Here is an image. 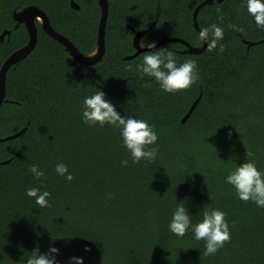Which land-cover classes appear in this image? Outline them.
<instances>
[{
    "label": "trees",
    "instance_id": "1",
    "mask_svg": "<svg viewBox=\"0 0 264 264\" xmlns=\"http://www.w3.org/2000/svg\"><path fill=\"white\" fill-rule=\"evenodd\" d=\"M75 1L81 10L73 9L71 0H0V36L12 33L4 43L0 38V71L29 42L14 11L32 6L91 55L98 45L101 8L98 0ZM204 1L109 0L107 51L94 66L76 62L37 21L38 45L9 71L0 107V139L28 128L0 143V163L10 161L0 165V264H17L36 248L43 254L50 242L59 249L58 264H69L72 256H82L84 264H264V208L239 200L224 179L245 159H254L264 171V28L247 13L245 0L204 6L199 26L223 25V50L218 44L189 54L180 43L152 49L168 48L178 64L197 62L198 79L173 93L137 74L143 53L126 60L136 53L128 26L140 32L157 23L145 43L179 38L202 45L193 14ZM244 41L257 44L249 48ZM95 88L122 116L154 127V161L133 163L117 129L82 122L83 99ZM123 159L127 166H121ZM61 162L72 181L56 174ZM33 164L44 170L42 179L30 173ZM34 186L50 192L49 207L40 208L25 195ZM175 199L186 201L194 224L203 210L224 211L231 239L215 255H203L204 241L195 240L190 230L178 235L169 229Z\"/></svg>",
    "mask_w": 264,
    "mask_h": 264
},
{
    "label": "clouds",
    "instance_id": "2",
    "mask_svg": "<svg viewBox=\"0 0 264 264\" xmlns=\"http://www.w3.org/2000/svg\"><path fill=\"white\" fill-rule=\"evenodd\" d=\"M245 6L256 26L264 28V0H245ZM224 34V26L213 22L199 29L198 39L206 42L209 49L215 48L219 44L220 50H223L224 45L220 43V40ZM141 41V48L150 49L143 53L142 61L136 64V72L141 79L145 76L153 78L159 88L166 93L186 89L198 79L199 70L195 60L188 59L178 64L173 51L168 48L152 50L156 48L155 42ZM95 89L94 93L83 99L82 122L90 127L108 125L117 129L123 146L133 163L154 161L158 152V135L154 127L147 120L134 116H122L116 106L106 98V94L100 89ZM127 164V159L121 160V166H127ZM29 171L36 179H42L45 176L44 170L36 164H33ZM55 172L68 182L73 180V175L65 163H57ZM224 179L225 183L235 190L239 200L251 201L257 208H264V171L257 167L254 159H245L239 165L236 164L228 171ZM25 195L34 200L40 208L49 207L51 195L49 191L34 186L26 188ZM192 217L186 201L177 202L175 199L168 227L178 235H184L190 230L195 240H203L205 245L203 255H215L231 239L224 211L218 208L203 210L202 219L195 224ZM55 240L52 239V241ZM84 251L87 252L88 249L85 248ZM58 256L59 249L50 242L47 252L41 254L39 248H36L26 257H22L17 264H58ZM69 264H84V258L72 256L69 258Z\"/></svg>",
    "mask_w": 264,
    "mask_h": 264
},
{
    "label": "water",
    "instance_id": "3",
    "mask_svg": "<svg viewBox=\"0 0 264 264\" xmlns=\"http://www.w3.org/2000/svg\"><path fill=\"white\" fill-rule=\"evenodd\" d=\"M92 1V0H87ZM215 0H206L201 5H199L193 14V20L196 30L199 31V14L201 9L204 6L212 5ZM222 1V0H220ZM100 8H101V19L99 24V30H98V45L97 49L91 54V55H84L80 49L66 36L60 34L57 32L54 27L51 24V20L48 17V15L40 8L32 6L27 7L21 11H14V20L17 23V27H19L21 24H25L28 33H29V42L26 46L20 48L19 50L15 51L13 54L10 55V57L5 61V63L2 66V69L0 71V107L3 105V103L6 100V84H7V75L9 70L16 66L18 63H20L22 60L26 59L28 56H30L34 50L36 49L38 42H39V28L37 26V21L41 24L42 29L55 41L60 43L62 46L65 47L66 51L71 55V57L78 63L86 66H94L97 65L105 56L107 51V26H108V20H109V14H110V2L109 0H98ZM71 6L73 9L79 11L81 10L80 5L75 1L71 0ZM157 23H155L151 28L137 32L132 26H128V28L133 32L134 38H133V46L136 50V53L132 56H128L126 58L127 61H131L138 56H140L142 53L150 51V49L147 48H141L140 42L141 40L156 26ZM11 31H5L2 35V39L6 35H10ZM249 48L251 46L256 45L257 43L244 41ZM169 43H180L187 47L185 53L189 54H201L205 52L207 49V43L203 42L200 46H193L187 41L179 38H164L161 41H159L156 44V48H159L165 44ZM155 48V49H156ZM202 95L195 101V103L190 108L189 112L183 119V123H185L195 112L196 108L198 107L200 101H201ZM28 128L22 129L20 132L10 135L8 137H4L0 139V143L2 142H9L12 140H15L16 138H19L22 136L25 132H27ZM10 161L1 162L0 165L8 164Z\"/></svg>",
    "mask_w": 264,
    "mask_h": 264
},
{
    "label": "flooded vegetation",
    "instance_id": "4",
    "mask_svg": "<svg viewBox=\"0 0 264 264\" xmlns=\"http://www.w3.org/2000/svg\"><path fill=\"white\" fill-rule=\"evenodd\" d=\"M224 1H225V0H222V1H220V0H215L214 3H213L212 5H214L216 2H218V3H223ZM5 31H6V30H5ZM5 31H4V32H5ZM4 32H3V33H4ZM3 33H2V35H3ZM2 35L0 36V38H1V42L4 43L5 39H6L7 37L10 38L11 35H12V33H11L10 35H6L3 39H2ZM133 47H134V46H133ZM18 64H19V63H18ZM18 64H17V65H18ZM17 65H16V66H17ZM16 66H14V67H16ZM12 68H13V67H12ZM12 68H11V69H12ZM11 69H10V70H11ZM10 70H9V71H10ZM8 73H9V72H8ZM6 86H7V84H6ZM6 95H7V93H6ZM6 97H7V96H6ZM5 101H6V100H5ZM4 103H5V102H4ZM4 103H3V104H4ZM2 106H3V105H2ZM2 106H1V107H2Z\"/></svg>",
    "mask_w": 264,
    "mask_h": 264
},
{
    "label": "rangeland",
    "instance_id": "5",
    "mask_svg": "<svg viewBox=\"0 0 264 264\" xmlns=\"http://www.w3.org/2000/svg\"><path fill=\"white\" fill-rule=\"evenodd\" d=\"M124 39H127V35L125 37H123Z\"/></svg>",
    "mask_w": 264,
    "mask_h": 264
}]
</instances>
